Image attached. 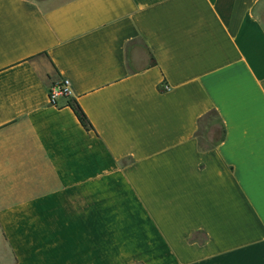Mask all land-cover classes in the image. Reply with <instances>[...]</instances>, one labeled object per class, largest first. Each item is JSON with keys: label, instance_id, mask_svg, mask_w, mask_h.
<instances>
[{"label": "crops", "instance_id": "1", "mask_svg": "<svg viewBox=\"0 0 264 264\" xmlns=\"http://www.w3.org/2000/svg\"><path fill=\"white\" fill-rule=\"evenodd\" d=\"M0 264H264V0H0Z\"/></svg>", "mask_w": 264, "mask_h": 264}, {"label": "trees", "instance_id": "2", "mask_svg": "<svg viewBox=\"0 0 264 264\" xmlns=\"http://www.w3.org/2000/svg\"><path fill=\"white\" fill-rule=\"evenodd\" d=\"M70 104L72 105V107L74 108L76 114L78 115V117L80 118V120L82 121V123L87 126V127H91L92 123L89 120L86 112L84 111V109L81 107V105L78 103L77 100H70ZM212 115H216V119H220V115L218 113V111L216 109H211L208 112L204 113L201 117H200V127L202 124V121L204 119L210 118V122L214 120V117H212ZM212 117V118H211ZM199 127V130H200ZM199 130H198V134H199ZM224 136V129L222 130V133L216 138L214 139V141H210L209 143H207V145L212 146L215 145L217 142H219Z\"/></svg>", "mask_w": 264, "mask_h": 264}, {"label": "rangeland", "instance_id": "3", "mask_svg": "<svg viewBox=\"0 0 264 264\" xmlns=\"http://www.w3.org/2000/svg\"><path fill=\"white\" fill-rule=\"evenodd\" d=\"M214 117V120H216V115H212ZM211 117V118H212ZM213 120V121H214ZM222 133L220 124L217 122H210V118L204 119L202 121L199 134L202 137V141L204 143H207L209 139H207L208 135H211V139H216L220 134Z\"/></svg>", "mask_w": 264, "mask_h": 264}, {"label": "built area", "instance_id": "4", "mask_svg": "<svg viewBox=\"0 0 264 264\" xmlns=\"http://www.w3.org/2000/svg\"><path fill=\"white\" fill-rule=\"evenodd\" d=\"M50 101L58 103L60 95L68 96L71 93L70 82L68 78H63L57 82H53L49 86Z\"/></svg>", "mask_w": 264, "mask_h": 264}]
</instances>
